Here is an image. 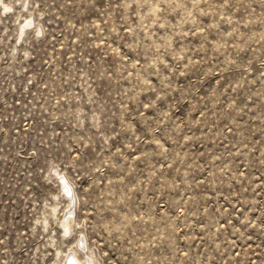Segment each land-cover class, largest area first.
I'll use <instances>...</instances> for the list:
<instances>
[{"label": "rangeland", "instance_id": "rangeland-1", "mask_svg": "<svg viewBox=\"0 0 264 264\" xmlns=\"http://www.w3.org/2000/svg\"><path fill=\"white\" fill-rule=\"evenodd\" d=\"M264 264V0H0V264Z\"/></svg>", "mask_w": 264, "mask_h": 264}, {"label": "bare ground", "instance_id": "bare-ground-1", "mask_svg": "<svg viewBox=\"0 0 264 264\" xmlns=\"http://www.w3.org/2000/svg\"><path fill=\"white\" fill-rule=\"evenodd\" d=\"M72 263H75L74 261H72ZM75 264H77V263H75Z\"/></svg>", "mask_w": 264, "mask_h": 264}]
</instances>
